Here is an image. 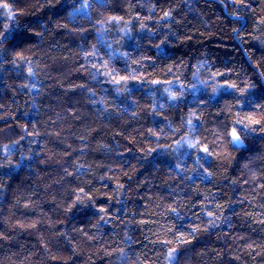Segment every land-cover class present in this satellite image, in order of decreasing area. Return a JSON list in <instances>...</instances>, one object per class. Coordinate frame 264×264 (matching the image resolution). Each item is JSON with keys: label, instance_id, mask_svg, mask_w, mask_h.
I'll list each match as a JSON object with an SVG mask.
<instances>
[{"label": "trees", "instance_id": "16d2710c", "mask_svg": "<svg viewBox=\"0 0 264 264\" xmlns=\"http://www.w3.org/2000/svg\"><path fill=\"white\" fill-rule=\"evenodd\" d=\"M0 264H264V0H0Z\"/></svg>", "mask_w": 264, "mask_h": 264}, {"label": "snow or ice", "instance_id": "6c2138e0", "mask_svg": "<svg viewBox=\"0 0 264 264\" xmlns=\"http://www.w3.org/2000/svg\"><path fill=\"white\" fill-rule=\"evenodd\" d=\"M6 6V5H5ZM82 7H86V5H82ZM78 11V10H77ZM168 15V13H165V16H167ZM115 19V18H114ZM124 79H126V78H124V77H121V80H124ZM117 83H119V81H116ZM154 83H159V82H155L154 81ZM189 123H191V122H189ZM254 123H258V121H254ZM231 136H232V140H231V143L234 145V146H236L237 148H239V147H242L243 146V141H242V139H241V136H240V134H239V131L236 129V128H233V130H232V132H231ZM191 147H195L196 145H190ZM203 151L205 152V153H208V149L205 147L204 149H203ZM209 155H211V153H208ZM209 175H211L210 173H209ZM173 252H175V249L173 250Z\"/></svg>", "mask_w": 264, "mask_h": 264}, {"label": "rangeland", "instance_id": "374dc122", "mask_svg": "<svg viewBox=\"0 0 264 264\" xmlns=\"http://www.w3.org/2000/svg\"><path fill=\"white\" fill-rule=\"evenodd\" d=\"M87 7V6H86ZM86 7H83L82 9H81V11L82 12H85L86 11Z\"/></svg>", "mask_w": 264, "mask_h": 264}]
</instances>
